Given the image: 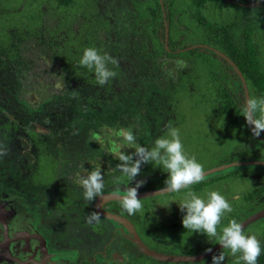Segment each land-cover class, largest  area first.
<instances>
[{"label": "rangeland", "instance_id": "rangeland-1", "mask_svg": "<svg viewBox=\"0 0 264 264\" xmlns=\"http://www.w3.org/2000/svg\"><path fill=\"white\" fill-rule=\"evenodd\" d=\"M19 1L0 0V14L4 15L0 17V151L6 152L0 155V184L22 197L19 208L26 209L29 220L38 222L44 232L51 231L49 250L56 253L59 261L56 264H74L78 258L115 264L109 258L112 252L123 257V264L139 260L128 249L117 246L121 245L120 238H113V244H117L113 248L102 247L112 237V226L125 227L101 218L98 224L87 223L95 200L89 203L83 199L80 183L82 177L99 168L104 176V192L126 194L127 187L134 186L135 180L128 184L127 178L116 169L119 152L131 154L136 147L123 139V133L128 130L136 135L137 143L151 149L157 138L167 135L169 126L178 128L184 152L195 157L204 171L233 161H264L257 149L252 148V155L249 153L247 148L252 145V139L245 137L242 124L227 129L226 117L206 107L200 108L211 101L210 86L204 84L206 78L197 72L193 79L202 83L198 88L207 93L192 94L196 87L186 76L191 70L189 59H155L147 19L141 18L137 10L147 0H69L68 4L90 1L92 7L81 9L79 19L73 21L71 16L75 15H71L61 25L65 16L55 13L54 1L38 0L44 13L49 12L52 17L50 20L46 15L40 26H30L27 20L13 17L5 9L20 8ZM177 3L182 6L184 0ZM231 10L228 5L217 9L207 3L201 12L210 21L225 23V18L231 17ZM91 21L105 34L103 53L119 61L118 66L109 65L117 75L103 86L89 83V79L74 80L69 75L73 68H68L65 74L52 72L59 71L52 64L62 61V55H70L73 61L82 55L83 50L75 44L88 40L85 24ZM186 23L194 25L192 21ZM186 28V24L178 25V30ZM260 30L263 33L260 48L264 50V28ZM34 53L43 58L47 67L44 79L36 81L27 78L32 66L24 61L25 56ZM179 59L185 60L188 67L177 69L175 61ZM217 65L226 77V89L237 96L238 121L245 124L240 107L244 102L241 81L226 60H218ZM260 136L264 137V131ZM164 171L155 163L143 164L136 180L145 183L138 192L165 187L168 174ZM188 191L205 200L209 192L217 191L229 201L233 211L223 214L217 226L220 232L230 220L240 222L264 209V166L234 167L179 192L144 198L142 209L159 210L164 206L162 200L186 199ZM240 203H243L242 211H238ZM79 206L86 209V219L77 218ZM103 208L125 212L120 202ZM135 215L142 218L144 212ZM131 220L141 236L146 237L148 233L141 229L142 224ZM244 232L256 235L264 246V217L249 223ZM157 239L159 243L150 244L149 249L177 257L197 255L217 244L215 239L200 233L194 243L191 234L185 231L165 233L163 230ZM101 251L107 255L104 261ZM220 251L225 253L223 264H234L235 258L227 249H220L196 264H212V256Z\"/></svg>", "mask_w": 264, "mask_h": 264}, {"label": "trees", "instance_id": "trees-1", "mask_svg": "<svg viewBox=\"0 0 264 264\" xmlns=\"http://www.w3.org/2000/svg\"><path fill=\"white\" fill-rule=\"evenodd\" d=\"M53 1L55 13H61L65 16L59 25L66 23L68 17L71 15H75L71 16L73 21L79 19L78 14L81 9L89 10L92 7L90 1H87L85 4L81 2L74 4L70 2L68 4L69 0ZM159 1L161 0H147L146 3H142L137 7L140 17L147 19L146 28L151 36L155 59L161 57L166 59L178 57L189 59L188 64L191 70L186 76L188 81L193 82L195 84L194 87H196L192 94L197 93L200 96H205L204 94L207 93L202 88H198L202 83H198V81L193 79L198 74L197 72H200L206 78V83L204 84L210 86L211 101L202 104L200 108L206 107L218 113L219 116L226 117L225 127L227 129L235 128L237 124H242L245 137L247 135L252 139V145L247 148L250 151L249 153L257 149L261 153L260 158L264 159V143L255 139L248 132L243 121H238L240 117L237 110V96L226 89V77L217 65L218 60L220 62H224V60L214 53V51H217L222 54L236 67L244 80L249 97H251L250 94H254L257 98H264V50L260 48L262 39L260 35L263 36L260 29L264 28V0H184L182 6H180V3H177L179 0H162L161 6ZM1 3L3 2L1 1ZM207 3L212 4L217 9H221L223 5L231 7L232 13L230 19L226 17L225 23H222L220 20L210 21L207 19L201 12L202 7ZM19 5L20 8L5 7V9L13 17L20 16L27 20L30 26H40L42 19L46 15L45 18H49L50 20L52 18L51 13H44L41 7L42 4L38 0H20ZM3 16V13H1L0 17L2 18ZM85 16L87 17V14ZM175 17L176 21H174ZM186 21H192L194 25H188ZM181 23L186 24L187 28L178 30V25ZM103 24L105 25L104 22ZM85 25L88 27L87 33L90 37L84 44L81 42L76 43L75 47L83 51L85 48L95 47L103 54L106 47L105 34L93 21ZM165 30L166 40L164 42ZM1 34L0 29V36ZM253 36L257 40L253 39ZM193 45L196 46L192 47ZM39 49L37 47L36 51H39ZM27 50L28 47L26 48ZM82 55L75 61L71 60L70 55H62V61H53L52 64H55V69L59 71L52 72L54 74H65L68 73V68H73L72 74L69 75L74 80L89 79V83L96 82L94 69L79 66L78 61ZM24 61L29 66H32L30 75L26 74L27 78L33 81L44 79L47 67L39 54L34 53L31 57L25 56ZM35 66L38 67L37 70H35ZM76 70L81 71V73ZM91 76L93 77L90 78ZM180 77L183 79V76ZM238 98H241L240 101L243 100L242 96ZM244 141L245 139L242 140V143ZM252 148L253 150H251ZM261 249L257 264H264V246H261ZM134 254L139 259L134 264H165L148 259L137 250L134 251Z\"/></svg>", "mask_w": 264, "mask_h": 264}, {"label": "clouds", "instance_id": "clouds-1", "mask_svg": "<svg viewBox=\"0 0 264 264\" xmlns=\"http://www.w3.org/2000/svg\"><path fill=\"white\" fill-rule=\"evenodd\" d=\"M78 64L87 69H94L97 84L103 86L117 75L109 65L118 66L119 61L108 53L102 54L97 48L89 47L84 49ZM175 65L177 69L188 67L187 62L182 59L176 60ZM240 107L246 123L251 125L252 135L260 136L264 131V98L247 97ZM123 139L129 144L136 145L131 154L120 151L118 154L120 163L116 165V169L127 178L128 184L135 180L134 186L127 187L126 194L120 197L121 207L129 215L142 210V199L138 198V189L145 181L136 180V177L140 175L143 164L155 163L157 167L166 170L164 172L168 176L164 182L165 188L158 194L179 192L203 181L204 168L195 157H188L184 152L178 128L169 126L167 135L157 138L151 149L137 143V137L131 130L123 133ZM5 154L6 152L0 151V155ZM80 183L83 188V199L89 203L104 192V176L99 168L82 177ZM178 207L185 213L182 217L184 229L204 234L208 239H215L222 249L229 250L235 258L234 264H257L262 249L256 235H245L242 224L236 219L230 220L228 225L218 232L217 226L223 214L233 211L229 201L219 192H209L205 200L195 192L188 191L186 199ZM93 221L97 224L100 222L98 212H91L86 222ZM224 260L225 253L222 251L212 256V264H223Z\"/></svg>", "mask_w": 264, "mask_h": 264}, {"label": "flooded vegetation", "instance_id": "flooded-vegetation-1", "mask_svg": "<svg viewBox=\"0 0 264 264\" xmlns=\"http://www.w3.org/2000/svg\"><path fill=\"white\" fill-rule=\"evenodd\" d=\"M198 184V183H196ZM195 186V184L191 185ZM146 190H152L154 188H145ZM167 194V193H166ZM168 193L167 195H170ZM154 198V197H153ZM185 199H170L162 200L161 204L164 206L159 210H151L152 208L142 209L144 215L142 218H139L137 215H129L126 211L120 212L114 209H105L108 212L115 213L122 218L126 219L133 230L142 242L149 248V245L152 243H159L157 239L158 233L164 230L165 233H181L187 232L192 236V242L195 243L196 238L199 236V233L191 232V230L184 229L182 225V217L185 213L181 212L178 205L182 204ZM0 202L2 206V211L4 212V217L0 218V264H56L59 261L57 260L56 253L49 250V236H51V231L48 229L44 232L41 230V225L38 222H33L28 219V213L25 208L20 210L19 206L22 204V197L13 194L10 190H8L7 185L0 184ZM120 202V201H118ZM158 202V201H157ZM160 202V201H159ZM117 203L115 202H107L104 203L101 208L105 205H111ZM243 203H245L243 201ZM240 203V207L238 211H242V205ZM178 204V205H177ZM79 211L76 212V216L79 220L86 219V209H83L81 206L78 207ZM93 211H95L93 209ZM158 212H160L158 214ZM258 213V212H257ZM227 218V215L225 216ZM101 219L109 220L100 216ZM137 220L142 224L143 230H145L148 235L146 237H142L140 232L136 229L131 220ZM245 220V219H244ZM243 221V220H242ZM240 221L239 223H241ZM112 237L109 241L102 245L103 248H113V238H120L122 240L121 245H117L118 247L126 248L129 250L130 254H134L136 249L135 243L130 240V233L126 228L120 229L117 226H112ZM116 252H112L109 257L112 262L115 264H123L122 259L113 258V254ZM101 256L104 259L107 258L105 252L101 251ZM146 257V256H145ZM148 258V257H147ZM151 259V258H148ZM153 260V259H152ZM167 264L166 262H163ZM74 264H100L96 261V258H78ZM101 264H108L106 262H101ZM128 264V262H127ZM134 264V263H132ZM176 264V263H171ZM177 264H187V263H177ZM196 264V263H192Z\"/></svg>", "mask_w": 264, "mask_h": 264}, {"label": "water", "instance_id": "water-1", "mask_svg": "<svg viewBox=\"0 0 264 264\" xmlns=\"http://www.w3.org/2000/svg\"><path fill=\"white\" fill-rule=\"evenodd\" d=\"M161 6V3H160ZM165 40H166V30H165ZM215 54H217L218 56H221L224 60L227 61V63L232 67L233 71L235 72V74L238 76V78L241 81V86L243 89V95H244V100L245 98H247V89H246V85L244 83L243 78L241 77L240 73L237 71L236 67L229 61V59H227L226 57H224L222 54L218 53L217 51H214ZM245 125L246 128L248 130V132L252 135V131H251V125L247 124L245 121ZM253 136V135H252ZM255 139L261 141L262 143H264V137L262 136H258L255 137L253 136ZM251 165H260V166H264V161L261 160H253V161H233L231 163H227V164H222L220 166H217L211 170L208 171H204V179L208 178L211 175H214L215 173L218 172H226L229 171L231 168L234 167H243V166H251ZM165 187H161V188H156V189H152V190H144L141 192H138V198L139 199H144V198H149V197H153L156 195H160L158 194L162 189H164ZM162 194H166V193H162ZM125 194H117V193H110V192H104L102 193V195L98 196L95 199L94 202V210L95 212L99 213V216H103L106 219L109 220H114L119 222L121 225H123L127 231H129L130 233V240L135 243L136 245V249L138 252H140L142 255L151 258L155 261H159V262H166V263H196V262H200L203 259L211 256L212 254H214L215 252H217L218 250L222 249V246L220 244H216L215 246H213L212 248H210V251H205L202 252L200 254L197 255H193V256H170V255H163V254H158L156 252H153L151 249H149L143 242L142 240L139 238V236L137 235V233L134 232L132 226L130 225V223L122 218L121 216L108 212L104 209L101 208V206L104 203L107 202H118L120 201V197L124 196ZM264 217V209L261 210L258 213L253 214L252 216H249L248 218H246L245 220H243L241 222L242 227H246L249 223L255 221L258 218H262ZM113 258L116 260V258H121V256L117 255L116 253L113 254Z\"/></svg>", "mask_w": 264, "mask_h": 264}, {"label": "bare ground", "instance_id": "bare-ground-1", "mask_svg": "<svg viewBox=\"0 0 264 264\" xmlns=\"http://www.w3.org/2000/svg\"><path fill=\"white\" fill-rule=\"evenodd\" d=\"M4 215H5V214H4V212L2 211V206H1V202H0V218H1V217H4Z\"/></svg>", "mask_w": 264, "mask_h": 264}]
</instances>
